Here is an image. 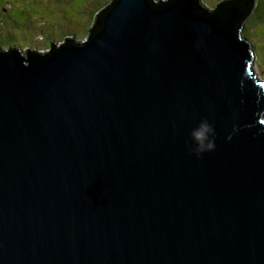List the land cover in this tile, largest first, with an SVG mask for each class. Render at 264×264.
I'll return each mask as SVG.
<instances>
[{
  "label": "water",
  "instance_id": "95a60500",
  "mask_svg": "<svg viewBox=\"0 0 264 264\" xmlns=\"http://www.w3.org/2000/svg\"><path fill=\"white\" fill-rule=\"evenodd\" d=\"M256 1L112 0L0 49V264H264Z\"/></svg>",
  "mask_w": 264,
  "mask_h": 264
},
{
  "label": "rangeland",
  "instance_id": "374dc122",
  "mask_svg": "<svg viewBox=\"0 0 264 264\" xmlns=\"http://www.w3.org/2000/svg\"><path fill=\"white\" fill-rule=\"evenodd\" d=\"M104 1L0 0V49L21 47L26 52L29 49L26 47L30 46L39 52L49 51L47 44L50 38L66 32L76 39H82L87 36L86 27L94 21L93 18L90 19L89 11L100 7ZM220 1L223 0H203L205 6L210 8ZM257 2V16L248 24L245 23L244 33L252 41L255 50L252 69L264 79V64L260 63L261 58L264 59V7L258 0ZM52 42L60 44L56 40Z\"/></svg>",
  "mask_w": 264,
  "mask_h": 264
},
{
  "label": "clouds",
  "instance_id": "9594fccd",
  "mask_svg": "<svg viewBox=\"0 0 264 264\" xmlns=\"http://www.w3.org/2000/svg\"><path fill=\"white\" fill-rule=\"evenodd\" d=\"M29 49H31V51H35L33 47ZM21 51L24 52V50ZM212 132L213 129L206 121L202 122L199 127L192 132L193 140L196 142L197 145L195 149L197 154L203 153L204 151L212 150L215 147L214 141L210 139V133Z\"/></svg>",
  "mask_w": 264,
  "mask_h": 264
},
{
  "label": "trees",
  "instance_id": "16d2710c",
  "mask_svg": "<svg viewBox=\"0 0 264 264\" xmlns=\"http://www.w3.org/2000/svg\"><path fill=\"white\" fill-rule=\"evenodd\" d=\"M111 1L112 0H105L104 1V3L103 4H101V6L100 7H97V8H95L93 11H89L90 12V19L91 18H93V20L95 21V19H96V17H97V15H98V13H99V10L100 9H103L104 7H106L109 3H111ZM259 1V3L264 7V0H258ZM217 4H218V2H217ZM259 9V4H258V2H257V5H256V7L254 8V10H253V12H252V14L250 15L251 17H249L247 20H246V22L245 23H247V22H249L254 16H257V10ZM264 9V8H263ZM261 14H262V12H261ZM260 14V15H261ZM29 19V18H28ZM94 21H93V24H88V27H86V34H89V32H90V29H91V27L94 25ZM30 22V21H29ZM90 22H91V20H90ZM248 24V23H247ZM249 25L250 26H254V24L252 25V24H250L249 23ZM59 27V26H58ZM67 36H70V34L69 35H67ZM67 36H65L64 34L63 35H60L59 37L62 39V41L63 40H65V39H67ZM63 37V38H62ZM86 37V36H85ZM45 39H46V36L44 37ZM59 38V39H60ZM59 39H54V37H51L50 38V40H49V44H47L48 45V47H49V49H51V47H52V41H54V40H59ZM12 48V47H11ZM17 48H19V47H17ZM22 50V49H21ZM263 63L264 64V59H262L261 58V61H260V63Z\"/></svg>",
  "mask_w": 264,
  "mask_h": 264
},
{
  "label": "flooded vegetation",
  "instance_id": "af4514ba",
  "mask_svg": "<svg viewBox=\"0 0 264 264\" xmlns=\"http://www.w3.org/2000/svg\"><path fill=\"white\" fill-rule=\"evenodd\" d=\"M58 29V26L56 27V30ZM61 34H59V35H55L54 36V39H59V36H60ZM63 35V34H62ZM65 36H67V35H69V33H67L66 32V34H64ZM71 35V34H70ZM63 38V37H62ZM57 41V40H56ZM60 41H62V39L60 38L59 40H58V42H60ZM64 41V40H63ZM19 48H21V47H19ZM26 48H31L30 46H27Z\"/></svg>",
  "mask_w": 264,
  "mask_h": 264
},
{
  "label": "bare ground",
  "instance_id": "6f19581e",
  "mask_svg": "<svg viewBox=\"0 0 264 264\" xmlns=\"http://www.w3.org/2000/svg\"><path fill=\"white\" fill-rule=\"evenodd\" d=\"M41 2V1H40Z\"/></svg>",
  "mask_w": 264,
  "mask_h": 264
}]
</instances>
